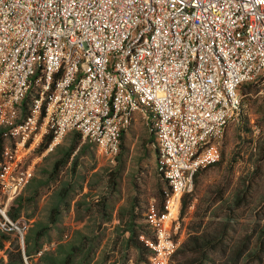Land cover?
<instances>
[{
    "label": "built area",
    "instance_id": "1",
    "mask_svg": "<svg viewBox=\"0 0 264 264\" xmlns=\"http://www.w3.org/2000/svg\"><path fill=\"white\" fill-rule=\"evenodd\" d=\"M244 81L264 94V0H0V229L22 239L7 208L68 131L115 163L139 112L169 186L147 202L136 264H171L182 198L219 160Z\"/></svg>",
    "mask_w": 264,
    "mask_h": 264
},
{
    "label": "rangeland",
    "instance_id": "2",
    "mask_svg": "<svg viewBox=\"0 0 264 264\" xmlns=\"http://www.w3.org/2000/svg\"><path fill=\"white\" fill-rule=\"evenodd\" d=\"M258 88L254 85V89L243 96L241 116L227 124L220 143L223 156L220 163L201 168L196 180L193 179V199L183 214L185 233L196 218L194 213L203 214L208 205L209 211L217 214L218 206L225 205L226 199L230 201L240 188H246V198L236 207L238 221L228 234L231 239L227 240V246L232 245L247 226L264 224V153L259 147L264 140V94L256 93ZM246 121L251 132L244 127ZM147 129L141 113L135 112L125 130V150L115 163H109L91 142L80 137L79 145H85L74 168L71 156L57 177L39 188L35 199H28L32 185L22 189L18 218L29 226L34 220H47L56 191L68 188V204L63 206L59 220L43 238L44 249H54L58 243L83 233L94 245L90 264H136L139 261L137 250L125 245V228L132 214L137 222L144 223L143 212L148 200L157 198V190L163 186L156 172V152ZM72 131H68L59 144L67 145ZM56 148L37 158L34 177L44 180L48 176L53 160L60 155ZM111 170L116 171V179L110 174ZM0 256H4L3 250ZM178 257L173 258L171 264H175ZM212 257L216 264H221L227 254L218 252ZM36 259L37 255L33 257Z\"/></svg>",
    "mask_w": 264,
    "mask_h": 264
},
{
    "label": "trees",
    "instance_id": "3",
    "mask_svg": "<svg viewBox=\"0 0 264 264\" xmlns=\"http://www.w3.org/2000/svg\"><path fill=\"white\" fill-rule=\"evenodd\" d=\"M239 89L247 94L249 90L254 89V85L250 81H244L240 84ZM243 103L244 100L242 99L239 116H241L243 112ZM244 127L246 131L251 132V128L247 124V121ZM147 128L152 143L153 131L150 129L149 125H147ZM71 133L72 136L67 145H57L56 150L60 155L53 160L48 176H46L44 180L37 179L33 176L25 185H32V194L28 199H35L39 192V188L49 180L55 179L62 166L66 164L71 156H73L71 160L72 168L77 164V158L85 144L82 143L79 145L80 133L77 130H73ZM124 134L125 130H122L120 134L119 151L116 157L118 160L119 155L125 150ZM50 138V132L44 135L41 148L46 145ZM4 142L5 139L0 129V157ZM259 147L262 148L264 153V140H262ZM222 158L223 156L220 149L219 160L205 167L220 163ZM200 170L195 172L193 176L194 180H196ZM115 172V170L110 171L114 179H116ZM157 175L163 182V186H160L157 190V200L161 203L164 191L169 185L166 179L162 178L158 173ZM113 184L114 186L116 185L115 180H113ZM245 190L246 188L238 189L234 192L230 201L224 198L226 204L223 205V203H221L220 206H218L220 210L217 214L211 213L208 205L205 207L203 214L194 213V217H198V219H192L191 229L187 230L186 236L174 252L172 260L179 256L176 258L175 264H216V260L212 255L218 252L227 254L226 261L221 264H250L252 261H255L256 264H264V224L259 226V224L256 223L251 226V228L247 226L235 242L227 246V240L231 239L228 234L233 230V223L238 221L236 207L243 204L246 198L244 193ZM20 193L12 200L7 208V213L12 219H17L21 212L22 198ZM67 193L68 188L66 187L56 191L55 198H53L49 207L47 220H34L29 226L26 225L22 235L23 242L16 230L0 229V251L3 250L4 253V256H0V264H27L26 261H28L29 264L91 263L94 255V245L92 241L89 240V237L83 233L76 238L58 243L54 249H44L43 247V238L48 234L49 229L59 220L63 206L68 204L66 200ZM192 194V191L184 194L182 198L181 215L184 214L186 207L192 202ZM248 229H250V231H248ZM125 231L127 232L124 237L125 245L137 250L138 260L145 258V255L149 253V248L139 238V235L143 233L148 236H153V232L148 223L145 220L144 223L137 222L136 216L132 214ZM36 255L37 259L33 260V257Z\"/></svg>",
    "mask_w": 264,
    "mask_h": 264
},
{
    "label": "water",
    "instance_id": "4",
    "mask_svg": "<svg viewBox=\"0 0 264 264\" xmlns=\"http://www.w3.org/2000/svg\"><path fill=\"white\" fill-rule=\"evenodd\" d=\"M22 242H23V239H22Z\"/></svg>",
    "mask_w": 264,
    "mask_h": 264
}]
</instances>
